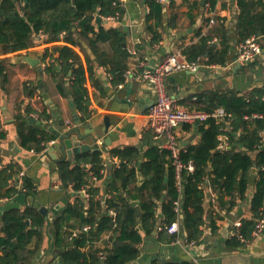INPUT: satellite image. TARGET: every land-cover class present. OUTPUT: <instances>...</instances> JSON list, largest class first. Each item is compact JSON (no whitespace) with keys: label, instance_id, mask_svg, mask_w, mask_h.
I'll use <instances>...</instances> for the list:
<instances>
[{"label":"crops","instance_id":"obj_1","mask_svg":"<svg viewBox=\"0 0 264 264\" xmlns=\"http://www.w3.org/2000/svg\"><path fill=\"white\" fill-rule=\"evenodd\" d=\"M150 1L120 0L124 12L119 16H106L115 17L112 21H105V16L96 15L97 30L101 27L106 30L114 28L125 33L124 46L129 53L126 74L129 71L141 70L143 62L149 66H157L168 55L180 51L185 60L190 63L198 62L201 67L196 72L183 71L171 74L167 79L168 91L182 107L202 111L203 108H210V99L214 97L213 95L234 92L247 97L256 88L264 87V35H258L261 38L263 52L256 63L243 65L242 68H238L233 62L229 64L234 36L238 40L237 24L240 13L238 0H216L214 5L211 0H157L162 11L160 14H154L147 21L151 12ZM245 1L253 5L251 9L253 14L264 10V0ZM98 18L101 19L100 22L97 21ZM212 18L215 20L214 24H210ZM149 26L151 30L148 29ZM202 38H209L208 45L212 46L215 52H220L229 43L230 53L225 65L209 64V55L200 56L194 61L188 59L185 52L199 44ZM65 45L71 46L63 40L49 42L48 36L41 34L35 38L30 49L0 57L7 59L6 79L0 78V166L2 168L13 164L19 172H24L25 179L33 184L34 192L33 196H26L25 205L13 202L24 192L19 186V178L16 175L11 181V186L16 188L18 193L11 199L0 197V217L11 209H24L28 205L47 210V216L44 215L46 223L42 228L43 244L37 248L38 239L34 237L27 246V249L33 252L30 264H63V250L55 245L54 221L70 204H75L78 195L83 199L85 215H88L87 204L90 196L87 188L80 193L65 189L61 177L57 174L59 170L56 161L46 155L48 144L43 152H37L34 148L25 149L22 146L17 120L20 116H24L31 124L42 126L51 135L68 132L76 126L77 119L82 121L83 113L77 108L73 99L70 77L56 74L55 79L53 75L45 72L46 64L53 61L50 56L46 61L43 60L45 51L49 49L50 55L53 53V48ZM74 48L86 70V55L90 58L93 67V79L88 70L86 71L91 118L85 123L82 121L84 127L81 131L92 133L83 141V144L91 146V149L85 153L100 151L105 166L101 179H91L92 184L99 189L98 199L102 203L101 211L97 214L98 219L100 220L107 213L106 202L109 198L119 197L125 205L128 204L139 211L141 205L139 190L152 178V175H145L141 171V166L148 160L146 155L152 149L164 150L161 142L154 139L153 133L147 126L146 114L155 99L154 90L145 83L128 78L126 74L125 82L114 84L107 68L101 66L97 56L85 42H82L84 51L79 47ZM98 48L99 52L113 54L109 44H100ZM53 55L58 57L55 52ZM25 56L34 60L40 59L41 62L35 66L22 62L21 59ZM60 70L61 67L58 66V71ZM58 81L63 82L64 92L59 90ZM106 117L111 122L107 134L103 133ZM88 126L91 129H88ZM98 134H101V137H97ZM176 135L181 149L191 145L196 146L201 141V133L197 125H184L176 131ZM223 135L225 134L219 135V142ZM94 137L96 141L93 140ZM49 143L58 146L59 141L51 140ZM118 150L129 152L124 155L123 161L113 154V151ZM130 151H137V158H134ZM79 156L74 157L71 163L77 162ZM123 163L128 168L137 170L136 179L126 183L125 186L121 181L118 182L117 188L110 194V186L115 182V170ZM85 167L90 169L89 164ZM255 177L256 173L253 172L249 189L242 200L236 195L234 197L226 195L220 199L219 189L213 187L211 183L203 185L205 225L202 228L201 242L193 245H190L193 242L181 241V230L178 235L168 232L169 237L176 238L175 241L170 240L168 236L160 238L162 228L159 226L163 222L161 206L165 200V187L158 203L156 224L159 228L155 227L148 232L139 220L135 229L142 238L138 245L140 254L137 260L128 264H152L155 261L162 264L183 261L196 264H264V234L254 236L255 238L242 248L229 245L236 230L235 224L253 217L251 199L255 191ZM180 210L181 206L179 215H181ZM109 214L113 218L117 216L113 209H109ZM212 220L216 222L215 231L211 226ZM80 224L77 218H71L64 226L68 243L76 239L85 227H90L89 225L82 227ZM119 235L118 230L106 231L98 241L88 243L81 251L89 255L98 250L101 252L110 250ZM0 236H3V233H0Z\"/></svg>","mask_w":264,"mask_h":264},{"label":"trees","instance_id":"obj_2","mask_svg":"<svg viewBox=\"0 0 264 264\" xmlns=\"http://www.w3.org/2000/svg\"><path fill=\"white\" fill-rule=\"evenodd\" d=\"M211 1L212 5L216 2V0ZM149 5L151 12L147 21L154 14H160L162 11L157 0H151ZM238 6L240 8L237 24L238 43L251 36L264 35V10L256 14L251 13L253 5L245 0H238ZM123 12L120 0H0V57L30 49L35 38L41 34L47 35L49 42L63 40L70 44L71 46L53 48V53H57L58 57H54L53 53L49 55V49L45 51L43 60L46 61L48 56L53 59L46 64L45 72L54 77L56 74L70 77L73 99L77 108L83 113L81 118L85 123L91 118L86 71L88 70L93 79V67L90 58L86 55V70L74 47L84 51L82 42H85L97 56L101 66L107 68L113 83L125 82L129 57L124 46L125 33L114 28L106 30L101 27L97 30L95 26L97 14L106 17L119 16ZM148 29L151 30V27L149 26ZM208 42L209 38H202L199 44L189 48L185 52L188 59L194 61L200 56L209 55V64L225 65L230 53L229 43L220 52H215ZM100 44H109L113 54L99 52ZM58 66L61 67L60 71ZM6 74L7 59L0 58V78L6 79ZM58 87L64 92L63 82L58 81ZM213 96L210 99V108H203V111L212 112L222 107L232 114L233 119L223 123L209 119L197 125L201 133L200 143L196 146H188L180 152L182 162L192 161L195 165L193 173L182 172L181 191L171 153L154 148L146 155L148 160L142 164L141 171L145 175H152V178L139 190L140 213L132 206L125 205L119 197H115L107 200L108 211L100 220L98 219L97 214L101 211L102 203L98 199L99 189L92 184L91 179H101L102 171L105 169L100 151L85 153L79 156L75 163L67 160L58 163L63 187L77 193L87 188L90 196L87 216L84 201L78 195L75 204H70L54 221L55 245L63 250V264H102V260L105 264H128L137 260L140 254L138 245L142 241L135 229L139 220L148 232L155 227L156 229L161 227L160 238L163 239L164 236L169 235L166 228L179 219L183 223L186 242L199 244L203 235L202 228L205 225L203 185L211 183L213 187L219 189L220 199L226 195L231 197L236 195L242 200L249 189L253 172L256 173L255 191L251 199L253 217L244 220L242 226L235 230L229 245L242 248L255 238L253 232L257 220L264 219V87L256 88L247 97L234 92ZM254 114L262 115L263 118L245 119L246 116ZM17 120L22 146L25 149L34 148L37 152H43L46 144L58 137L57 133L51 135L42 126L31 124L24 116H20ZM221 134L228 136L229 149H218V137ZM127 153L129 152L113 151V154L119 156L122 161ZM130 153L137 158V151ZM86 164L90 165V169L85 167ZM19 173V169L13 164L0 169L1 198L11 199L18 193V190L11 186V181ZM136 174L135 168H128L123 163L115 170V182L111 184L109 193L117 188L118 182L121 181L125 186L126 183L135 180ZM32 185L30 180L23 178L22 189L30 197L34 195ZM165 187V200L161 206L163 222L157 227L158 203ZM177 201H180L181 215L176 211ZM109 209L115 210L116 218L109 214ZM71 218H77L82 227L89 225L90 229L82 231L76 239L68 243L64 226ZM45 223L44 215L32 205L5 212L0 217V233H3V236H0L2 252L0 263L30 264L33 252L29 251L27 246L36 237L37 248L41 247L44 241L42 228ZM211 226L214 231L217 230L214 220L211 221ZM110 230H118L120 233L112 249L104 252L98 250L89 255L81 251L88 243L98 241L104 232ZM169 238L172 241L176 239ZM100 253H103L102 256L99 255ZM152 264L162 263L155 261ZM174 264L196 263L183 261Z\"/></svg>","mask_w":264,"mask_h":264},{"label":"built area","instance_id":"obj_3","mask_svg":"<svg viewBox=\"0 0 264 264\" xmlns=\"http://www.w3.org/2000/svg\"><path fill=\"white\" fill-rule=\"evenodd\" d=\"M105 21L115 20V17H104ZM212 18L210 24H214ZM260 37L251 36L244 41L238 43L236 61L242 65H252L257 62L259 56L263 52ZM201 65L198 62L190 63L185 60L180 51L168 55L159 65L149 66L141 63V70L137 72L129 71L126 76L137 82L145 83L150 86L155 93V99L151 104L147 114V126L153 133L154 139L161 142L162 149L169 151L173 159V164L177 171L178 187L182 190L181 174L183 171L193 173L195 165L192 161L184 163L181 161V147L178 143L176 131L184 125H198L207 122L209 119L216 120L218 123L228 122L233 116L224 108L220 107L212 112H205L198 109H187L179 105L178 100L170 95L167 88V79L171 74L183 71L199 70ZM263 118L262 115L254 114L246 116L245 119ZM229 148V138L227 135L220 137L218 145L219 150ZM1 169V166H0ZM24 172L18 174L19 186L22 188ZM176 211L179 212L180 201L176 202ZM236 229L242 226V222L235 224ZM90 227H85L84 231H88ZM170 234L180 233V220L174 222L166 228ZM264 234V219L257 220L253 235L255 237ZM241 237V236H240ZM194 243L190 244L193 245Z\"/></svg>","mask_w":264,"mask_h":264},{"label":"water","instance_id":"obj_4","mask_svg":"<svg viewBox=\"0 0 264 264\" xmlns=\"http://www.w3.org/2000/svg\"><path fill=\"white\" fill-rule=\"evenodd\" d=\"M204 4V2H203ZM100 18H98V22H100ZM237 46H238V40L237 37L234 36V42L232 43V56L230 58V63L232 62L235 64V66H237L238 68H242V64L239 62H235L236 61V56H237ZM22 62L28 63L30 65H37L41 62L40 59H32L29 56H25L23 57V59H21ZM232 63V64H233ZM153 103V102H152ZM34 122V121H32ZM84 127V124L81 120L77 119L76 120V126L69 130L68 132H61V133H57L58 137L56 140L59 141L58 146L53 145L55 144L57 141H55V143H53L51 145V143H48V149H47V153L46 155L49 156L51 159H53L54 161H56V164L58 165V163L61 160H67L69 162H72L74 157L79 156L82 153H85L86 151H89L91 149V146L88 144H83V141L87 140V135L88 134H92L91 132L87 133L84 132L82 133L81 128ZM88 129H91L90 126L87 127ZM111 128V122L109 121V118L106 117L105 119V129L104 132L105 134H107L110 131ZM97 137H101V134H98ZM94 141H96V137L93 138ZM256 168V165H255ZM59 176L60 174L57 173ZM26 193L22 192L17 198H15L13 200V202H16L18 204L21 205H25L26 204ZM33 203H35V200L32 199ZM40 212L47 216V210L45 208L40 207ZM182 219V218H181ZM180 229H181V241L183 243L186 242L185 240V232L183 231V223L182 221H180ZM102 264H105V261L102 260Z\"/></svg>","mask_w":264,"mask_h":264}]
</instances>
